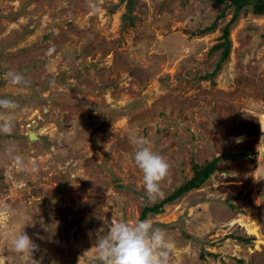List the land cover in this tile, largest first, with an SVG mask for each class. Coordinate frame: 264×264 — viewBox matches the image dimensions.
<instances>
[{"label": "rangeland", "instance_id": "1", "mask_svg": "<svg viewBox=\"0 0 264 264\" xmlns=\"http://www.w3.org/2000/svg\"><path fill=\"white\" fill-rule=\"evenodd\" d=\"M126 14L123 0H0V98L18 105L0 134V264H97L104 222L134 224L217 156L200 189L146 219L166 230L169 264H264V16L240 11L202 80L233 8L134 0L131 26ZM130 130L169 163L154 201ZM22 231L31 254L11 247Z\"/></svg>", "mask_w": 264, "mask_h": 264}, {"label": "clouds", "instance_id": "2", "mask_svg": "<svg viewBox=\"0 0 264 264\" xmlns=\"http://www.w3.org/2000/svg\"><path fill=\"white\" fill-rule=\"evenodd\" d=\"M4 76L12 85L26 86L28 83L20 72L9 70ZM17 107L15 100L0 98V110H4L3 118L0 119V134L12 133ZM239 139L237 138L238 142ZM129 140L135 148L132 160L142 172L145 193L149 201H154L158 196H163L160 181L167 175L169 163L152 149L147 137L130 130ZM8 151L15 166L35 171L34 167L29 169L25 157L15 154L14 148ZM11 247L17 253L31 254L37 246L22 231L11 239ZM93 247L99 264H169L172 244L166 230L154 227L148 219L137 220L134 224L110 220L97 230Z\"/></svg>", "mask_w": 264, "mask_h": 264}, {"label": "trees", "instance_id": "3", "mask_svg": "<svg viewBox=\"0 0 264 264\" xmlns=\"http://www.w3.org/2000/svg\"><path fill=\"white\" fill-rule=\"evenodd\" d=\"M123 1H126L127 14L125 15V17H123L122 26H125L126 22L129 23V25L131 26L132 21L129 20L131 19V17H129L128 14L132 11L134 0H123ZM206 1H210L220 7L230 6L231 8H233V14H232V19L222 29L221 43L217 44L213 48L214 50L222 49L216 69L214 70L212 75L202 77V80H207L208 78L211 79L212 76H214L215 72L218 70L220 64L227 58L228 50L230 46V42L228 40V30L230 25L234 23V21L239 16L240 11L244 7L250 6L253 15L264 16V0H206ZM223 16H224V12H221V14H219V16L216 17L215 21L210 25V27L203 29L202 31H200V33H207L209 31L212 32L215 28L216 22L222 19ZM235 156L238 155L235 154ZM221 159L222 158L220 156H217V157H213L210 160L204 161L202 164H197L193 162L191 164L192 177L184 184L176 188L169 196L161 200L159 203L153 206L144 207L141 212L139 220L146 219L149 215H156L162 213V208L165 205L175 202L176 200H178L179 198H181L183 195H185L190 191L200 189L201 186L214 174L217 165L221 161ZM231 238L233 239L234 237ZM250 240L251 239L249 238L245 240L239 239L240 242L243 241L245 243ZM95 262H98L97 264H99V261H95Z\"/></svg>", "mask_w": 264, "mask_h": 264}, {"label": "water", "instance_id": "4", "mask_svg": "<svg viewBox=\"0 0 264 264\" xmlns=\"http://www.w3.org/2000/svg\"><path fill=\"white\" fill-rule=\"evenodd\" d=\"M33 134H35V133L31 132V133L28 134V137H29L30 140H35L36 139V136L33 135Z\"/></svg>", "mask_w": 264, "mask_h": 264}, {"label": "crops", "instance_id": "5", "mask_svg": "<svg viewBox=\"0 0 264 264\" xmlns=\"http://www.w3.org/2000/svg\"><path fill=\"white\" fill-rule=\"evenodd\" d=\"M259 168V167H258ZM260 169L262 170V167H260Z\"/></svg>", "mask_w": 264, "mask_h": 264}, {"label": "bare ground", "instance_id": "6", "mask_svg": "<svg viewBox=\"0 0 264 264\" xmlns=\"http://www.w3.org/2000/svg\"><path fill=\"white\" fill-rule=\"evenodd\" d=\"M31 133V132H30ZM33 135H35V134H33ZM36 136V135H35Z\"/></svg>", "mask_w": 264, "mask_h": 264}]
</instances>
